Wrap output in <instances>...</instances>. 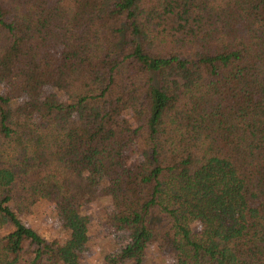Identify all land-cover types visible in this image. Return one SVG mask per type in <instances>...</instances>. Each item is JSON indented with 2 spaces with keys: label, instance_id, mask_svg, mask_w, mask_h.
<instances>
[{
  "label": "trees",
  "instance_id": "obj_1",
  "mask_svg": "<svg viewBox=\"0 0 264 264\" xmlns=\"http://www.w3.org/2000/svg\"><path fill=\"white\" fill-rule=\"evenodd\" d=\"M96 207L108 264H264V0H0V264H79Z\"/></svg>",
  "mask_w": 264,
  "mask_h": 264
},
{
  "label": "rangeland",
  "instance_id": "obj_2",
  "mask_svg": "<svg viewBox=\"0 0 264 264\" xmlns=\"http://www.w3.org/2000/svg\"><path fill=\"white\" fill-rule=\"evenodd\" d=\"M111 206L106 210H110ZM104 212L100 208L93 210V225L91 228V242L88 251L84 254L79 264H108L104 255L107 252L116 250L122 243L123 234L110 232L103 217ZM26 221L49 239L60 237L63 232L59 227L57 213L53 205L48 203L40 208H36L31 214L24 215ZM31 250V248H30ZM172 259L162 253L155 245L148 249L145 264H170Z\"/></svg>",
  "mask_w": 264,
  "mask_h": 264
}]
</instances>
